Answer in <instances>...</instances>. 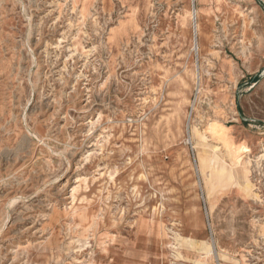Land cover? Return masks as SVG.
Segmentation results:
<instances>
[{"label":"rangeland","instance_id":"1","mask_svg":"<svg viewBox=\"0 0 264 264\" xmlns=\"http://www.w3.org/2000/svg\"><path fill=\"white\" fill-rule=\"evenodd\" d=\"M0 264H264V0H0Z\"/></svg>","mask_w":264,"mask_h":264},{"label":"bare ground","instance_id":"2","mask_svg":"<svg viewBox=\"0 0 264 264\" xmlns=\"http://www.w3.org/2000/svg\"><path fill=\"white\" fill-rule=\"evenodd\" d=\"M195 22H196V29L198 30V32L200 31V35H202L203 36V32H202V26L200 25V23H199V15H198V13L197 12H195ZM198 21V22H197ZM200 37V36H199ZM203 41V40H202ZM206 47V46H205ZM204 48V47H203ZM185 76V75H184ZM201 83L203 82V76H200V80H199ZM176 82V81H175ZM175 82H174V85H175ZM182 82H183V80H182ZM182 82H181V84H182ZM180 83V82H179ZM186 87L184 88V90H186L187 89V87H188V84H186L185 85ZM182 87H183V85H182ZM171 88H173V84L171 85ZM177 88V87H176ZM174 89V88H173ZM168 92H169V94L173 97V95L174 94H172V92L170 91V90H168ZM174 96H176V95H174ZM181 96H182V98L180 99L181 101L179 102L180 103V105H181V107H179L180 109H182L183 110V104L186 102V96H184V91L182 92V94H181ZM184 96V97H183ZM194 106V105H193ZM193 110V109H192ZM186 111H184V113H185ZM190 115L191 114H188V117H187V122H186V130H187V123H188V125L192 122V117L191 118H189L190 117ZM193 124V123H192ZM215 127V126H214ZM185 130V131H186ZM188 131V130H187ZM188 133V132H187ZM215 133L217 134V138L221 141V143L223 144V148H224V150L226 151V153H227V156H228V158H229V160L231 161V163H232V168H233V170H238V168L240 167V166H242V162L240 161V159H239V146H238V144L233 140V138L232 137H230L229 135H228V133H227V129L226 128H218L217 130H215ZM220 134V135H219ZM189 139V138H188ZM187 138H186V140L185 141H187L188 140ZM190 140H191V137H190ZM190 142V141H189ZM220 144V143H219ZM221 144V145H222ZM231 165V164H230ZM80 241V240H79Z\"/></svg>","mask_w":264,"mask_h":264}]
</instances>
